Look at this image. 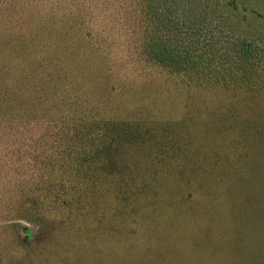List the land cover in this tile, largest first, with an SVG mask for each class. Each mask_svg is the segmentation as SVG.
Masks as SVG:
<instances>
[{"label":"rangeland","instance_id":"1","mask_svg":"<svg viewBox=\"0 0 264 264\" xmlns=\"http://www.w3.org/2000/svg\"><path fill=\"white\" fill-rule=\"evenodd\" d=\"M144 6L0 11V264H264V92L143 50L154 34L172 53L247 40L264 57V0H155L157 26ZM103 121L157 137L125 145L104 188H68L72 148Z\"/></svg>","mask_w":264,"mask_h":264},{"label":"trees","instance_id":"2","mask_svg":"<svg viewBox=\"0 0 264 264\" xmlns=\"http://www.w3.org/2000/svg\"><path fill=\"white\" fill-rule=\"evenodd\" d=\"M17 1L20 0H0V11H11ZM154 1L143 0L145 5L143 12L146 13L149 24L155 20L157 26L160 15L154 6ZM144 21L146 23L145 18ZM147 30L146 23L145 33ZM153 36L154 34L147 38L143 49L150 62L154 61L170 72L185 74L200 82L207 80L220 84L246 86L253 92H264V57L255 53L249 41L244 40L240 44L233 40L235 48H224L222 44L220 48H216L218 40L213 44L197 40L195 52L186 50L184 53H172L173 49L165 44V40L157 43ZM237 44L241 47L239 48ZM225 49H229L228 52ZM85 130L80 137L79 147L72 148L76 153L72 158L75 176L68 188H104L102 171L122 173L118 164L125 155L123 152L125 145L153 141L157 137L154 132L140 123L103 121ZM169 141L173 140L169 139Z\"/></svg>","mask_w":264,"mask_h":264}]
</instances>
